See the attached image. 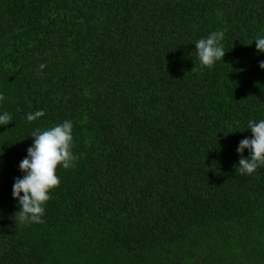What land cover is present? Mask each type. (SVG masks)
I'll use <instances>...</instances> for the list:
<instances>
[{
	"label": "trees",
	"instance_id": "16d2710c",
	"mask_svg": "<svg viewBox=\"0 0 264 264\" xmlns=\"http://www.w3.org/2000/svg\"><path fill=\"white\" fill-rule=\"evenodd\" d=\"M258 35L264 0H0V264H264V168L235 167L264 119ZM64 120L75 167L15 223L30 135Z\"/></svg>",
	"mask_w": 264,
	"mask_h": 264
},
{
	"label": "clouds",
	"instance_id": "9594fccd",
	"mask_svg": "<svg viewBox=\"0 0 264 264\" xmlns=\"http://www.w3.org/2000/svg\"><path fill=\"white\" fill-rule=\"evenodd\" d=\"M223 39V31H212L206 37L195 41L196 57L202 67L210 68L221 59L224 60L226 51ZM254 41L258 52L264 53V35H258ZM259 66L264 69V60L259 61ZM40 67L43 68L44 65ZM4 100L3 93H0V102ZM43 115V110H38L27 113L26 119L31 122ZM11 121L13 117L10 113H0V125L6 126ZM73 127L71 120H64L47 129L37 128L30 135L33 142L19 164L23 175L16 177L13 184L12 195L19 206L15 213V223L43 222L45 204L51 197V190L60 184L57 168L75 167L78 159L73 152ZM246 129H251L252 135L241 139L236 149L240 159L235 167L240 175H252L257 169L264 168V119L249 120L244 130ZM245 149L249 151V156L244 155Z\"/></svg>",
	"mask_w": 264,
	"mask_h": 264
}]
</instances>
